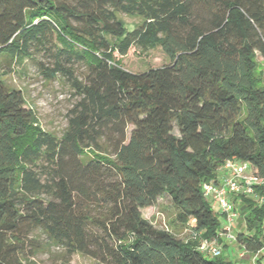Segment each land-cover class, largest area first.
Masks as SVG:
<instances>
[{
	"label": "trees",
	"instance_id": "1",
	"mask_svg": "<svg viewBox=\"0 0 264 264\" xmlns=\"http://www.w3.org/2000/svg\"><path fill=\"white\" fill-rule=\"evenodd\" d=\"M119 13L141 21L128 30ZM131 47L169 61L129 71L116 54ZM257 54L264 0H0V264H29L47 247L63 264L75 253L95 264H245L198 243L226 240L202 191L226 160L264 178ZM27 60L76 98L60 136L1 78ZM255 192L236 196L242 222L226 242L262 264L264 189ZM163 197L193 241L143 216Z\"/></svg>",
	"mask_w": 264,
	"mask_h": 264
},
{
	"label": "rangeland",
	"instance_id": "2",
	"mask_svg": "<svg viewBox=\"0 0 264 264\" xmlns=\"http://www.w3.org/2000/svg\"><path fill=\"white\" fill-rule=\"evenodd\" d=\"M125 24L128 30L134 28L141 20L136 16H129L124 14L117 15ZM122 65L129 71L140 72L150 67H157L168 63V58L161 51L160 48L150 50L146 53L140 52L138 49L131 47L127 54L120 56ZM257 60L261 64L258 70L264 69V57L257 54ZM6 69V67H4ZM1 78L11 88L20 89L27 103L33 107L38 123L48 132L60 136L66 126V114L68 109L72 106L76 98L71 95L67 84L61 80H53L50 82L43 81L35 65L31 60H27L23 66L15 65L13 71L7 72ZM218 175L221 177L220 171ZM212 209L219 218L221 226L226 225V219L222 214L216 203L212 202ZM177 209L171 204L167 197L158 199L157 203L142 211L143 216L156 227L169 229L175 236L182 239L184 242L194 240L191 229L187 224H181L176 219ZM193 221L191 220V223ZM242 220L237 218L234 223L233 231H238ZM35 236L43 244L45 237L42 233L37 232ZM221 252L223 254H234L238 259L245 260V264H255L247 253L243 256H238L241 251L239 247L234 244H228L226 240L220 242ZM62 252L59 248L51 247L44 248L37 251L30 258L29 264H63L61 258ZM232 258V257H231ZM72 264H95L94 261L88 257L80 254H73L71 257ZM264 264V260L263 263Z\"/></svg>",
	"mask_w": 264,
	"mask_h": 264
},
{
	"label": "built area",
	"instance_id": "3",
	"mask_svg": "<svg viewBox=\"0 0 264 264\" xmlns=\"http://www.w3.org/2000/svg\"><path fill=\"white\" fill-rule=\"evenodd\" d=\"M221 170L218 182H205L202 191L210 203H216L219 211L225 216L226 225L221 228L220 234L229 243H234L233 227L238 218V201L235 198L239 195H256V189H264V178L256 176L252 172L251 166L244 161L226 160L221 166ZM262 200L263 196L261 195L259 201ZM198 249L211 257L221 254L220 242L215 238L201 239ZM243 254L242 251L239 256L241 257Z\"/></svg>",
	"mask_w": 264,
	"mask_h": 264
},
{
	"label": "crops",
	"instance_id": "4",
	"mask_svg": "<svg viewBox=\"0 0 264 264\" xmlns=\"http://www.w3.org/2000/svg\"><path fill=\"white\" fill-rule=\"evenodd\" d=\"M229 255H230V253H229Z\"/></svg>",
	"mask_w": 264,
	"mask_h": 264
}]
</instances>
